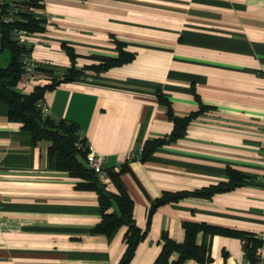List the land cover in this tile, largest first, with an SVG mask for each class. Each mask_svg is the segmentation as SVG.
<instances>
[{
  "label": "crops",
  "instance_id": "crops-1",
  "mask_svg": "<svg viewBox=\"0 0 264 264\" xmlns=\"http://www.w3.org/2000/svg\"><path fill=\"white\" fill-rule=\"evenodd\" d=\"M21 0H6L18 2ZM41 32L28 34L35 65L29 87L60 80L75 55L71 82L43 93L37 108L53 121H70L90 151L115 168L146 140L166 137L172 115L204 107L184 135L145 162L126 163L119 176L132 203V220L145 235L127 264H152L163 233L182 243V223L264 236V0H40ZM116 43L131 61L103 72L94 57L114 58ZM8 53L1 51L0 67ZM196 96L197 100L193 96ZM0 102V264H117L125 227L110 236L90 233L100 221L96 194L47 167L48 143H31L8 121ZM226 169L245 182L209 198H183L148 207L163 194L226 182ZM107 190L113 191L107 178ZM210 261L248 264L240 239L197 233ZM264 264V242L258 251ZM175 253L168 261H176ZM182 264H197L186 260Z\"/></svg>",
  "mask_w": 264,
  "mask_h": 264
},
{
  "label": "trees",
  "instance_id": "trees-1",
  "mask_svg": "<svg viewBox=\"0 0 264 264\" xmlns=\"http://www.w3.org/2000/svg\"><path fill=\"white\" fill-rule=\"evenodd\" d=\"M39 3L40 0H21L12 3L5 1L0 6V18L10 4L16 8L11 23L4 24L0 19V53L4 50L8 53L7 64L0 67V102L6 107L8 121L19 124L20 130L28 134L31 143L40 140L48 143L46 161L49 169L65 172L70 178L75 179V189L92 191L96 194L100 221L90 229V233L108 237L116 229L125 227L123 235L124 250L117 264H127L145 232L140 231L132 220V203L119 180V176L126 171L128 161L145 162L158 148L181 138L188 123L205 108L199 106L197 111L191 112L186 117L178 118L172 115L169 104L159 97V101L162 104L164 103L166 108V117L172 124L169 135L144 141L138 157L127 159L116 166V169L104 167L103 174L109 181L113 191L107 190L105 184L99 180L98 175L86 165V142L77 136V126L70 121H53L48 117L42 118L36 105L45 91L53 89L59 83L71 82L75 79L78 72L73 68L75 55L72 50L63 45L61 46L69 59L70 66L60 80H51L47 85L34 87L26 95L14 90V85L21 71L18 62L19 56L21 53L29 55L30 47L17 46L11 41L10 33L13 29L22 30L27 34L42 31L43 21L29 10L40 9L41 5ZM116 49L117 55L114 58L94 57L93 59L97 61V64L87 67L88 70L96 73L103 72L109 68L125 64L133 58V55L124 52L118 43H116ZM193 97L197 100L195 95ZM225 176V183L190 192L161 195L150 203L146 224H148L150 215L158 206L174 203L183 198H209L213 194L230 191L245 182L240 174L230 169H226ZM181 228L183 230V241L180 244L173 242L163 233L160 235V250L152 264H169L168 258L172 253L176 254L177 259L171 264H182L186 260H192L197 264L208 263L210 258L207 248L203 244L199 246L194 244L197 233L205 236L238 237L248 264H259L257 251L262 242L255 236L196 223H182Z\"/></svg>",
  "mask_w": 264,
  "mask_h": 264
},
{
  "label": "built area",
  "instance_id": "built-area-1",
  "mask_svg": "<svg viewBox=\"0 0 264 264\" xmlns=\"http://www.w3.org/2000/svg\"><path fill=\"white\" fill-rule=\"evenodd\" d=\"M6 0H0V6ZM30 12L34 14L35 9H29ZM16 13V8L10 4L6 9L5 13L1 16V21L4 24H9L13 21V15ZM28 34L22 30L13 29L10 33V39L17 46H25L27 47V39ZM20 65V74L15 85L20 87H29L33 81L34 73H35V65L30 59V56L26 53H21L18 59ZM40 115L42 118L47 117V110L45 108L40 109ZM87 148V153L85 155V162L88 168H90L94 173L98 175V178L101 182H104L106 177L103 174V159L100 156L93 154L88 146L85 144ZM139 155V150L135 153H131L127 156L126 159L137 158ZM261 242H264V236L257 237Z\"/></svg>",
  "mask_w": 264,
  "mask_h": 264
}]
</instances>
